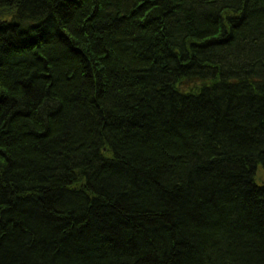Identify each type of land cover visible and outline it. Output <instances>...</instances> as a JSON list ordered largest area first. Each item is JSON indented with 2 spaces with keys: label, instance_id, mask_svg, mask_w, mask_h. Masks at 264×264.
<instances>
[{
  "label": "trees",
  "instance_id": "trees-1",
  "mask_svg": "<svg viewBox=\"0 0 264 264\" xmlns=\"http://www.w3.org/2000/svg\"><path fill=\"white\" fill-rule=\"evenodd\" d=\"M264 0H0V264H264Z\"/></svg>",
  "mask_w": 264,
  "mask_h": 264
},
{
  "label": "rangeland",
  "instance_id": "rangeland-1",
  "mask_svg": "<svg viewBox=\"0 0 264 264\" xmlns=\"http://www.w3.org/2000/svg\"><path fill=\"white\" fill-rule=\"evenodd\" d=\"M259 177H260L261 179H264V175H263L262 172H259Z\"/></svg>",
  "mask_w": 264,
  "mask_h": 264
}]
</instances>
